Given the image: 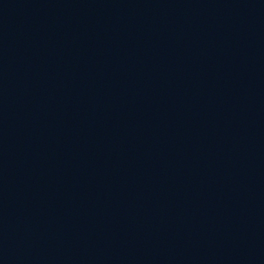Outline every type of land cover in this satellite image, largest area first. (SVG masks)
<instances>
[{"label": "water", "instance_id": "water-1", "mask_svg": "<svg viewBox=\"0 0 264 264\" xmlns=\"http://www.w3.org/2000/svg\"><path fill=\"white\" fill-rule=\"evenodd\" d=\"M0 264H264V0H0Z\"/></svg>", "mask_w": 264, "mask_h": 264}]
</instances>
